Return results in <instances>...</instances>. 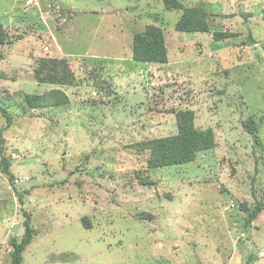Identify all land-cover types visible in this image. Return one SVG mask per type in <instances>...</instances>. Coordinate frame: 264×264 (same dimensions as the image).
Listing matches in <instances>:
<instances>
[{
    "label": "rangeland",
    "instance_id": "rangeland-1",
    "mask_svg": "<svg viewBox=\"0 0 264 264\" xmlns=\"http://www.w3.org/2000/svg\"><path fill=\"white\" fill-rule=\"evenodd\" d=\"M179 1L209 31H177L162 0H0V264L25 215L22 264H264V210L247 222L264 202V0ZM148 26L167 64L132 59ZM42 58L73 79L38 83ZM179 110L213 146L151 167Z\"/></svg>",
    "mask_w": 264,
    "mask_h": 264
},
{
    "label": "trees",
    "instance_id": "trees-1",
    "mask_svg": "<svg viewBox=\"0 0 264 264\" xmlns=\"http://www.w3.org/2000/svg\"><path fill=\"white\" fill-rule=\"evenodd\" d=\"M165 6L181 11V16L175 24V29L180 32H207L209 31L206 17L208 13L201 7L183 5L179 0H162ZM244 19L248 15L243 14ZM2 28L0 24V29ZM234 33L226 31H214L212 38L215 42H222L233 36ZM3 31L0 32V44L4 43ZM251 42H254L251 39ZM132 59L138 62L167 64V49L162 29L156 26H148L144 31L135 34L132 43ZM34 76L38 83L64 84L73 79L68 64L65 60L48 61L40 59L34 70ZM5 114L7 125L10 124V116L6 109L0 107ZM178 123V132L175 136L166 139H157L150 142L152 157L149 160L151 167H162L183 164L194 159L196 152L213 146L214 135L211 129L200 131L193 124L194 115L191 110H179L175 114ZM257 129L254 134L256 137ZM2 169L12 180L9 170L10 162L2 157ZM264 210V202L256 204L249 213L247 222L250 223ZM81 221L86 228L89 223L86 217ZM33 229L29 225V217L25 215L24 234L20 241L10 240L11 264H22V253L31 242Z\"/></svg>",
    "mask_w": 264,
    "mask_h": 264
},
{
    "label": "built area",
    "instance_id": "built-area-1",
    "mask_svg": "<svg viewBox=\"0 0 264 264\" xmlns=\"http://www.w3.org/2000/svg\"><path fill=\"white\" fill-rule=\"evenodd\" d=\"M260 256L264 258V251L261 252Z\"/></svg>",
    "mask_w": 264,
    "mask_h": 264
},
{
    "label": "crops",
    "instance_id": "crops-1",
    "mask_svg": "<svg viewBox=\"0 0 264 264\" xmlns=\"http://www.w3.org/2000/svg\"><path fill=\"white\" fill-rule=\"evenodd\" d=\"M261 257V256H260ZM261 258H263V257H261Z\"/></svg>",
    "mask_w": 264,
    "mask_h": 264
}]
</instances>
